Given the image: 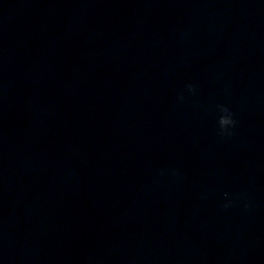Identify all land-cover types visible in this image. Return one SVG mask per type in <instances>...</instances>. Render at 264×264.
Segmentation results:
<instances>
[{
  "label": "clouds",
  "instance_id": "1",
  "mask_svg": "<svg viewBox=\"0 0 264 264\" xmlns=\"http://www.w3.org/2000/svg\"><path fill=\"white\" fill-rule=\"evenodd\" d=\"M186 87L190 93H195L196 88L194 85L189 84ZM179 99L183 100V96H180ZM217 109L221 113L218 118V135L221 137L230 136L232 133L229 131V129L234 128L237 123V121L234 119V114L227 106L224 105H217ZM225 207H228V205L226 204Z\"/></svg>",
  "mask_w": 264,
  "mask_h": 264
}]
</instances>
